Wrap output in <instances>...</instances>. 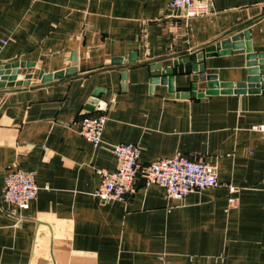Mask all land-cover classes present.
<instances>
[{
    "label": "crops",
    "instance_id": "1",
    "mask_svg": "<svg viewBox=\"0 0 264 264\" xmlns=\"http://www.w3.org/2000/svg\"><path fill=\"white\" fill-rule=\"evenodd\" d=\"M13 62L30 77L0 87V264H264V0L193 18L169 0H0V66ZM87 114L107 117L98 146ZM120 142L144 165L215 163L221 183L176 201L139 176L102 204L98 170L116 168ZM18 167L39 186L25 209L3 195Z\"/></svg>",
    "mask_w": 264,
    "mask_h": 264
},
{
    "label": "built area",
    "instance_id": "2",
    "mask_svg": "<svg viewBox=\"0 0 264 264\" xmlns=\"http://www.w3.org/2000/svg\"><path fill=\"white\" fill-rule=\"evenodd\" d=\"M216 1L169 0V7L182 11L187 18H193L211 13L215 9ZM106 122L107 117L103 114H87L81 118L80 133L93 145L98 146L102 142ZM254 128L264 132V125ZM112 150L116 168L98 170L101 183L96 195L102 204L126 200L134 191L139 176H142L144 186H164L168 197L176 201H181L191 192H199L221 183L217 164L200 158L178 153L144 165L140 162L141 150L137 144L120 142L114 144ZM230 188L231 191L235 190L233 186ZM38 192L34 170L13 168L5 177L4 198L19 209H25L37 198ZM231 201L234 199L231 198Z\"/></svg>",
    "mask_w": 264,
    "mask_h": 264
},
{
    "label": "water",
    "instance_id": "3",
    "mask_svg": "<svg viewBox=\"0 0 264 264\" xmlns=\"http://www.w3.org/2000/svg\"><path fill=\"white\" fill-rule=\"evenodd\" d=\"M239 37L236 36L234 38H232L233 40H237ZM227 43H223V45L219 44L217 45L218 49H221V47L223 46L224 48L226 47ZM229 44V41H228ZM216 49V47H215ZM250 48H248L247 50H245L247 52V56L249 60H253L255 59L257 56L255 54H252L249 50ZM224 51H222L221 53H224ZM204 54L203 52L201 53H196L195 54V58L194 55H192L191 57H187V58H181L179 60L174 61L173 67L172 68H168L166 70V72L168 73H173V72H177L179 71V67H182V70L185 71H189L191 66L185 65L187 63H190V60L194 59V60H198V58H203ZM188 61V62H187ZM187 62V63H184ZM24 63H20V62H13V63H9L6 65H1L0 66V87H13L16 85H21V84H29V75H23L22 74V70L24 68ZM157 67V66H156ZM155 67V68H156ZM196 66H194L195 68ZM197 69H200L201 71H204V66L203 64H198ZM261 73L263 75V81H262V85H264V66H262V68H260ZM257 72H259V68L258 67H251L249 68V73H250V77L248 78V80H252V81H257V77L254 76V74H256ZM258 74V73H257ZM58 75V74H57ZM49 76H46L45 78H47ZM213 78V77H212ZM245 84H238V86L240 87H244ZM210 86H214V83H210ZM221 88H223L222 91H230L231 87H233V84L231 83H224L222 82V84H220Z\"/></svg>",
    "mask_w": 264,
    "mask_h": 264
}]
</instances>
